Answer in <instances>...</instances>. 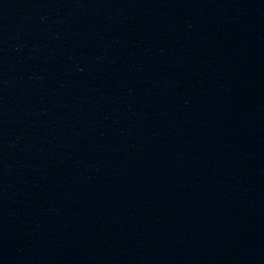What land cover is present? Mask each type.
Listing matches in <instances>:
<instances>
[{"label": "water", "instance_id": "obj_1", "mask_svg": "<svg viewBox=\"0 0 264 264\" xmlns=\"http://www.w3.org/2000/svg\"><path fill=\"white\" fill-rule=\"evenodd\" d=\"M264 218V0H0V264H233Z\"/></svg>", "mask_w": 264, "mask_h": 264}]
</instances>
